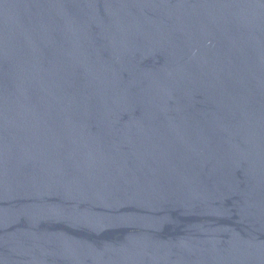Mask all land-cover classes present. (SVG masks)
Returning <instances> with one entry per match:
<instances>
[{
    "label": "water",
    "instance_id": "obj_1",
    "mask_svg": "<svg viewBox=\"0 0 264 264\" xmlns=\"http://www.w3.org/2000/svg\"><path fill=\"white\" fill-rule=\"evenodd\" d=\"M0 264H264V0H0Z\"/></svg>",
    "mask_w": 264,
    "mask_h": 264
}]
</instances>
